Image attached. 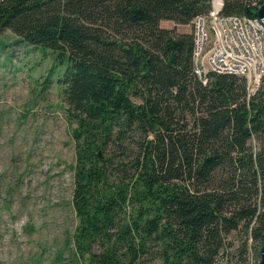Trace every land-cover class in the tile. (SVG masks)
I'll return each instance as SVG.
<instances>
[{
  "label": "trees",
  "instance_id": "trees-1",
  "mask_svg": "<svg viewBox=\"0 0 264 264\" xmlns=\"http://www.w3.org/2000/svg\"><path fill=\"white\" fill-rule=\"evenodd\" d=\"M223 1L225 14L257 17L255 0ZM211 3L0 0V32L68 62L83 264H257L264 77L248 102L243 77H196L192 31L176 27Z\"/></svg>",
  "mask_w": 264,
  "mask_h": 264
},
{
  "label": "rangeland",
  "instance_id": "rangeland-1",
  "mask_svg": "<svg viewBox=\"0 0 264 264\" xmlns=\"http://www.w3.org/2000/svg\"><path fill=\"white\" fill-rule=\"evenodd\" d=\"M67 64L10 29L0 32V264H83L73 243L76 123L60 81Z\"/></svg>",
  "mask_w": 264,
  "mask_h": 264
},
{
  "label": "built area",
  "instance_id": "built-area-1",
  "mask_svg": "<svg viewBox=\"0 0 264 264\" xmlns=\"http://www.w3.org/2000/svg\"><path fill=\"white\" fill-rule=\"evenodd\" d=\"M259 2L252 5L259 7ZM223 4V0H212L210 10L192 20L193 71L203 84L210 72L243 77L248 102L264 77V21L225 14Z\"/></svg>",
  "mask_w": 264,
  "mask_h": 264
},
{
  "label": "water",
  "instance_id": "water-1",
  "mask_svg": "<svg viewBox=\"0 0 264 264\" xmlns=\"http://www.w3.org/2000/svg\"><path fill=\"white\" fill-rule=\"evenodd\" d=\"M257 17L264 21V0L257 9ZM257 264H264V240L258 249V261Z\"/></svg>",
  "mask_w": 264,
  "mask_h": 264
}]
</instances>
